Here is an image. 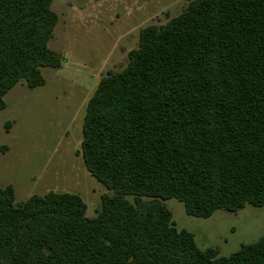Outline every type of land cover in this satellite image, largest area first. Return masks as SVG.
Masks as SVG:
<instances>
[{"label":"trees","instance_id":"1","mask_svg":"<svg viewBox=\"0 0 264 264\" xmlns=\"http://www.w3.org/2000/svg\"><path fill=\"white\" fill-rule=\"evenodd\" d=\"M55 1L0 0V112L18 83L43 87L42 69L64 64ZM82 137L101 209L54 191L16 203L0 186V264H264V236L220 256L165 204L203 219L264 206V0H189L142 28L127 66L100 79Z\"/></svg>","mask_w":264,"mask_h":264},{"label":"rangeland","instance_id":"2","mask_svg":"<svg viewBox=\"0 0 264 264\" xmlns=\"http://www.w3.org/2000/svg\"><path fill=\"white\" fill-rule=\"evenodd\" d=\"M189 0H56L59 15L50 48L65 61L42 69L46 85L18 83L0 112V186L12 185L15 201L50 191L81 196L87 216L101 209L106 187L88 172L80 154L87 103L108 71H121L139 43L140 30L178 16ZM10 124L8 126L7 124ZM9 127V128H8ZM178 229L192 232L201 249L229 256L264 236V206L208 219L189 216L177 200L165 202Z\"/></svg>","mask_w":264,"mask_h":264}]
</instances>
